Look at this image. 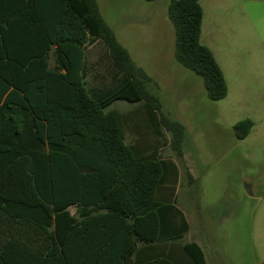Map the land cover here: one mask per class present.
<instances>
[{"label": "trees", "instance_id": "1", "mask_svg": "<svg viewBox=\"0 0 264 264\" xmlns=\"http://www.w3.org/2000/svg\"><path fill=\"white\" fill-rule=\"evenodd\" d=\"M167 17L175 61L201 78L210 101L223 99V73L200 42V0H170ZM95 42L108 85L86 82ZM151 86L96 0H0V264H207L195 242L180 246L183 259L164 250L189 228L174 195L158 196L168 165L158 149L127 144L122 116L106 110L142 103L182 157L185 129L163 114ZM251 127L238 122L235 137Z\"/></svg>", "mask_w": 264, "mask_h": 264}, {"label": "rangeland", "instance_id": "2", "mask_svg": "<svg viewBox=\"0 0 264 264\" xmlns=\"http://www.w3.org/2000/svg\"><path fill=\"white\" fill-rule=\"evenodd\" d=\"M170 0H96L105 23L132 61L156 83L161 111L185 129L179 157L170 135L158 136L142 103L115 101L124 140L139 152L158 149L167 174L158 196L172 193L188 223L176 243L164 246L183 259L180 246L197 243L207 264L264 263V0H200V42L219 65L226 96L210 101L201 78L174 57ZM90 86L108 85L102 43L86 46ZM249 119L243 139L234 125ZM189 174V175H188ZM74 215V208H69ZM186 262V261H184ZM187 264V262L185 263Z\"/></svg>", "mask_w": 264, "mask_h": 264}, {"label": "crops", "instance_id": "3", "mask_svg": "<svg viewBox=\"0 0 264 264\" xmlns=\"http://www.w3.org/2000/svg\"><path fill=\"white\" fill-rule=\"evenodd\" d=\"M207 47V46H206ZM49 64H50V66H52L53 65V59H52V57H50V59H49ZM205 256V255H204ZM205 260H206V258H205ZM206 263H207V260H206Z\"/></svg>", "mask_w": 264, "mask_h": 264}]
</instances>
